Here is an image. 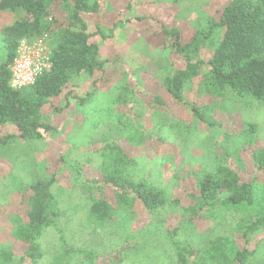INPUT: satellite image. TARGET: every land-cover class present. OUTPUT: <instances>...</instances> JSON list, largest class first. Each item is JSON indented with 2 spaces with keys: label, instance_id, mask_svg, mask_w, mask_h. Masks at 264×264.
<instances>
[{
  "label": "trees",
  "instance_id": "16d2710c",
  "mask_svg": "<svg viewBox=\"0 0 264 264\" xmlns=\"http://www.w3.org/2000/svg\"><path fill=\"white\" fill-rule=\"evenodd\" d=\"M100 1L0 0V13L25 14L0 32V128L10 126L18 131L17 136L0 134V149L16 139L41 140L46 134H55L56 129L43 119V109L78 77H92L103 70L99 47L91 39L105 36L100 29L89 32L86 23L88 15L99 12ZM161 33L176 63L166 69L162 80L169 102L157 101L165 110L172 104L180 108V113L191 114L186 130L199 123L209 130L216 128L207 112L219 100L264 105V0H228L187 38L176 27L162 25ZM41 34L49 36L50 66L32 86L15 91L9 85V69L19 42ZM188 92L194 93L193 100L186 98ZM117 102L124 104L122 94ZM257 130L256 125L248 124L238 156L223 148L213 150L187 172L182 171L184 164L177 167L170 184L164 185L144 177L137 168L138 161L122 145H103L96 150L101 157L100 178L88 187V219L95 228L123 214L143 213L151 220L165 211L169 202L180 208L182 229L221 215L237 216L233 236H220L201 249L174 241L176 258L179 264H192L201 258L206 264H249L254 254L248 249L250 238L264 233V147L257 143ZM126 139L138 147L153 136L137 126ZM155 139L163 142L162 136ZM231 156L237 168H243L241 172L232 166ZM246 165L251 167L250 172L244 171ZM55 181L52 176L19 185L24 215H12L11 232L19 250L9 245L1 247L0 264H37L42 259L40 237L51 227L59 229L62 215L51 191ZM175 185L185 203L171 198ZM65 244L60 242L63 255L85 252Z\"/></svg>",
  "mask_w": 264,
  "mask_h": 264
},
{
  "label": "rangeland",
  "instance_id": "374dc122",
  "mask_svg": "<svg viewBox=\"0 0 264 264\" xmlns=\"http://www.w3.org/2000/svg\"><path fill=\"white\" fill-rule=\"evenodd\" d=\"M227 3L228 0L100 1L99 12L88 15L86 23L89 32L100 29L105 36L91 39L99 47L103 70L92 77H78L43 109V119L56 129L55 134H46L41 140L16 139L0 149V248L9 245L19 250L11 234L12 215H24L19 185L52 176L56 181L51 191L62 215L59 229L51 227L41 235L42 259L37 264H179L174 241L201 249L220 236L234 235L237 216L221 215L180 229V208L174 202L151 220L143 213L123 214L98 228L87 215L88 187L92 188L100 178L101 157L96 150L107 143L122 145L138 161L137 168L143 176L161 185L170 184L177 167L184 164L182 171L187 172L213 150L223 148L238 156L250 123L257 126V143L264 147V105L219 100L207 112L216 128L209 130L206 124L199 123L186 130L191 114L180 113V108L172 104L165 110L157 101L169 102L162 80L166 69L176 63L165 47L161 26L176 27L187 38ZM24 16L23 12L0 13V32ZM121 94L124 104L117 102ZM186 98L193 100L194 93H186ZM175 122L184 125L177 126ZM137 126L153 136L138 147L126 139ZM0 134L17 136L18 131L5 126L0 128ZM158 136H162V143L156 141ZM234 160L231 156L230 162L237 168ZM244 169L252 170L247 165ZM172 191L171 198L185 203L179 187L175 185ZM175 229L177 233H173ZM60 240L68 248L84 250V254L63 255ZM248 249L254 251L249 264H264V233L253 235ZM201 259L192 264H206V259Z\"/></svg>",
  "mask_w": 264,
  "mask_h": 264
},
{
  "label": "built area",
  "instance_id": "2783aa9c",
  "mask_svg": "<svg viewBox=\"0 0 264 264\" xmlns=\"http://www.w3.org/2000/svg\"><path fill=\"white\" fill-rule=\"evenodd\" d=\"M51 49L48 34L19 42L16 57L10 66V87L22 91L32 86L50 66Z\"/></svg>",
  "mask_w": 264,
  "mask_h": 264
}]
</instances>
